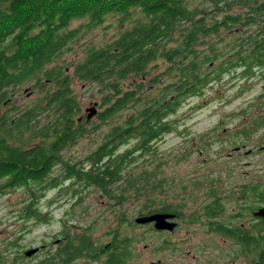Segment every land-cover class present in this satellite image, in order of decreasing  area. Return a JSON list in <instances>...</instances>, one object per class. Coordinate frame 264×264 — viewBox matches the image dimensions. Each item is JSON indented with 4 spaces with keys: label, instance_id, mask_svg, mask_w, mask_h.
<instances>
[{
    "label": "trees",
    "instance_id": "1",
    "mask_svg": "<svg viewBox=\"0 0 264 264\" xmlns=\"http://www.w3.org/2000/svg\"><path fill=\"white\" fill-rule=\"evenodd\" d=\"M192 1L0 0V190H27L30 196L21 207L25 219L45 221L39 204L43 190L60 189L66 180L75 187L73 194L79 196L92 188L112 201V207L121 205L126 192L133 189L145 198L143 210L174 209L167 204L154 208L156 199L144 187L148 180L129 179L125 170L138 156L155 152L156 142L172 130L170 117L180 103L200 95L215 78L223 62L210 76V65L219 59L213 36L221 39L226 31L234 38L236 57L224 62L223 68L241 69L245 76L264 75V0H206L212 5L206 11L192 6ZM75 21L81 23L71 28ZM104 24L116 28L108 42L80 43L88 31ZM243 30L246 36L241 35ZM70 51L75 57L67 65L55 63ZM76 80L98 88L101 97L94 118L108 129L84 159L67 163L60 160V154L89 134L87 127L93 123L92 119L86 122L84 114L78 122L81 107L72 89ZM31 81L42 97L34 107H15L14 89ZM42 117L45 120L40 122ZM130 141L134 144L129 150L115 155ZM59 164L60 181L47 179ZM161 183L151 188L158 189ZM250 191L255 193L254 187ZM259 202H264L260 184ZM217 208L212 210L214 215ZM123 216H116L117 226L108 233L110 242L103 245L87 234L89 229L69 235L63 224L59 249L41 263L103 258L104 264H126L137 260L135 245L144 240L122 232ZM259 220V260L264 262V219ZM222 229L216 231L223 233ZM229 231L244 246L254 244V237Z\"/></svg>",
    "mask_w": 264,
    "mask_h": 264
},
{
    "label": "rangeland",
    "instance_id": "2",
    "mask_svg": "<svg viewBox=\"0 0 264 264\" xmlns=\"http://www.w3.org/2000/svg\"><path fill=\"white\" fill-rule=\"evenodd\" d=\"M192 6L205 11L212 9L211 3L206 0H193ZM110 20L112 18L108 24ZM79 23L72 22L71 28ZM223 32L221 39L212 38L219 59L210 65V76H214L215 66L223 62L215 71V78L200 95L180 103L176 114L170 117L172 130L156 142L155 152L149 156H138L125 170L129 179L148 180V185L144 187L149 197L156 199L154 208L171 205L174 209H181L183 214H197V221L189 225L181 222L180 228L173 234L150 233L145 227L134 223L135 218L141 213L146 214L147 210L142 209L145 198H140L133 189L126 192L121 205L112 207V201L92 188L79 196L73 194L75 187H71V181L66 180L60 189L43 190L39 204L45 221L38 222L25 219L21 212L24 201L30 196L26 189H4L0 190L2 264H37L49 253H54L56 241L62 239L60 232L63 224L69 235L85 227L89 229L87 234L97 244H108L111 238L108 233L111 234L116 228V216L120 213H123L126 224L122 232L141 236L144 240L135 245L137 260L133 258L126 264H147L148 260H176L178 264L181 260H237V264H243L257 258L254 249L247 248L237 239L206 231L207 219L201 211L203 205L220 197L224 211L219 214L216 223L255 235L251 209L243 203L241 192L243 188L258 182L264 193V75L255 73L245 76L241 69L223 68L224 62L236 57L232 50L235 48L234 38ZM246 32L243 30L241 35L246 36ZM115 33V25L108 29L104 24L88 31L80 43L93 40L97 45H103ZM74 57V51H70L55 63L63 62V67ZM162 68L163 65H160L159 72ZM67 72L72 73L70 66ZM72 89L81 107L77 117L85 115V109L93 103H97L98 112L101 93L97 87L90 88L76 80ZM14 90V106L22 110L34 107V103L42 97V92L33 87V81ZM44 120L45 117L40 118V122ZM92 121L87 127L90 133L66 148L60 154V160L79 162L100 144L108 127L96 118ZM94 125L96 127L92 129ZM133 144L130 141L123 145L115 155L129 150L126 148ZM235 148L240 150L237 152ZM61 169L60 164L55 166L47 179L57 177L60 181ZM159 182H162L159 188L153 190L152 185ZM79 200L82 204H76ZM48 203L50 208H47ZM239 213L241 217H237ZM130 223L137 227L132 229ZM168 236L170 243L176 244L175 250L157 252L164 248L163 243ZM180 240V243H175ZM41 246L44 248L37 255L31 258L24 256L26 250ZM72 264L91 262L73 260Z\"/></svg>",
    "mask_w": 264,
    "mask_h": 264
},
{
    "label": "flooded vegetation",
    "instance_id": "3",
    "mask_svg": "<svg viewBox=\"0 0 264 264\" xmlns=\"http://www.w3.org/2000/svg\"><path fill=\"white\" fill-rule=\"evenodd\" d=\"M28 95V94H27ZM1 108V107H0ZM3 110L0 109V114ZM237 149V150H236ZM240 148H235V151H239ZM249 152V151H248ZM254 187L255 189V193H251L250 188ZM210 191V190H209ZM242 196L241 199H243V203L245 205H247V207L249 209H251L250 211V217L253 218V222L255 223V229H256V234L255 235H251L249 233L244 232L242 229L239 228H229L226 225L222 224V223H216L217 218L219 217V214L222 213V211H224L223 205L221 203L222 198L218 197V198H213L211 200V202H209L208 204L203 205V207L201 208L202 214L203 216L207 219V225L208 228L206 231H208L209 233H216L219 235H223V236H228V237H232L230 235L231 231L229 230H239L241 235H244L243 233L247 234L248 236L254 237V244L249 247L246 246L247 248L250 249H254L255 254H256V259L252 260L251 262H245L243 264H264V262L262 260H259V216H255L254 213H257L259 211V208L264 207V202H261V205L259 206V183L255 182L254 184L250 185L249 187H245L242 190ZM254 201V202H253ZM217 206V210H215L216 215H214L212 212V210L214 209V207ZM165 214V215H171L172 218L168 219L167 222L168 223H175V227L172 231H168V230H156L154 229V222L151 223H147L146 225H143V227L146 228V230H148L150 233H158V234H173L175 233L179 228H180V223L181 222H186L187 225H189L190 223H194L197 221V214H183V212L181 211V209L177 208V209H173L170 211H160L158 212L155 209H151V210H147L146 214H144L145 216H151L154 214ZM237 217H241V214H237ZM223 227V233L221 231H216L217 229H219ZM190 231V230H188ZM235 239L238 240L237 237H233ZM60 241L58 240L56 241L55 245L57 247V249H59L60 247ZM182 240L177 241L175 243H180ZM239 241V240H238ZM241 244L242 242L239 241ZM164 250H175L174 245L176 244H171L170 240H169V236L168 238H165L164 243ZM39 251L38 253L44 248L43 246L39 247ZM37 253V254H38ZM36 254V255H37ZM43 260H40L37 264H42ZM50 264H72L71 260H49ZM103 258L99 259V260H90L91 264H104ZM237 260H181L180 264H220V263H225V264H237L236 262ZM3 263V257H2V252L0 251V264ZM147 264H178L176 262V260H148Z\"/></svg>",
    "mask_w": 264,
    "mask_h": 264
},
{
    "label": "water",
    "instance_id": "4",
    "mask_svg": "<svg viewBox=\"0 0 264 264\" xmlns=\"http://www.w3.org/2000/svg\"><path fill=\"white\" fill-rule=\"evenodd\" d=\"M96 115H97V103H93L90 107L85 109L86 122L93 119ZM81 120L82 117L78 118V122H80ZM254 215L259 216V218L261 219H264V207L259 208V211L257 213H254ZM170 218H172L171 215H165L160 213L151 216L141 215L135 218L134 223L136 225H146L147 223L154 222V229L172 231L176 224L168 223L167 220ZM39 249H40L39 247L28 249L24 252V256L26 258H31L38 253Z\"/></svg>",
    "mask_w": 264,
    "mask_h": 264
}]
</instances>
